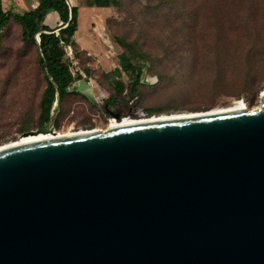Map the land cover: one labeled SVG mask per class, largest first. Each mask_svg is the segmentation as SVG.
<instances>
[{"label": "water", "instance_id": "water-1", "mask_svg": "<svg viewBox=\"0 0 264 264\" xmlns=\"http://www.w3.org/2000/svg\"><path fill=\"white\" fill-rule=\"evenodd\" d=\"M59 105L56 88L19 137L54 131ZM0 264H264V90L252 109L1 148Z\"/></svg>", "mask_w": 264, "mask_h": 264}, {"label": "rangeland", "instance_id": "rangeland-1", "mask_svg": "<svg viewBox=\"0 0 264 264\" xmlns=\"http://www.w3.org/2000/svg\"><path fill=\"white\" fill-rule=\"evenodd\" d=\"M80 1L91 3L83 18L87 30L75 37V47L65 46L69 69L80 79L60 101L55 131L106 129L114 117L105 118L101 109L111 95L119 99L114 109L121 117L205 111L236 99L247 109L259 106L264 0H119L110 7ZM20 32L12 20L2 31L0 145L39 126L45 72L37 47L24 43ZM114 36L134 41L144 53L136 93H129L130 75L118 65L123 49ZM116 81L123 83L121 92Z\"/></svg>", "mask_w": 264, "mask_h": 264}, {"label": "trees", "instance_id": "trees-1", "mask_svg": "<svg viewBox=\"0 0 264 264\" xmlns=\"http://www.w3.org/2000/svg\"><path fill=\"white\" fill-rule=\"evenodd\" d=\"M93 1L96 6L100 7L118 6L120 4L119 0ZM2 4L0 0V50L3 39L2 31L11 20L20 27L21 40L26 44L36 46L38 49L37 61L45 72V88L39 101L40 111L37 118V123L40 125L49 118L54 110L56 88L60 95V101H62L69 93V86L80 79L79 76L74 78L65 59V46H76L74 33L78 25L79 6L70 0H39L33 9L18 13L4 10ZM49 11L57 13L60 21L58 25L52 27L46 23V15ZM56 31L58 34L55 33ZM36 34L39 37L38 40ZM113 39L123 49L118 55V65L121 70L130 75L129 93H136V86L140 82L142 72L141 66L138 65V58H142L144 53L134 41L119 36H114ZM106 74L105 76L108 77L109 73ZM115 85V89L121 92L123 83L116 81ZM109 101L113 102L110 107H114L119 99L111 95L106 100L108 105ZM147 111L151 113L161 111V109L150 108Z\"/></svg>", "mask_w": 264, "mask_h": 264}, {"label": "bare ground", "instance_id": "bare-ground-1", "mask_svg": "<svg viewBox=\"0 0 264 264\" xmlns=\"http://www.w3.org/2000/svg\"><path fill=\"white\" fill-rule=\"evenodd\" d=\"M247 109L246 104L244 103L243 100L236 99L235 101H232L227 106L224 107H215L209 110L205 111H186V112H174V113H159L157 115H150L146 117H139V118H133L130 116H122L120 119L116 118H110L109 123L106 127L112 128V127H117V126H122V125H129L133 123H140V122H145V121H153V120H161V119H171V118H177V117H183V116H189V115H196V114H203V113H216V112H223V111H231V110H237V109ZM106 129H87V130H76V131H68V132H60V131H49L46 133H40L38 135H33V136H25V137H18L16 140H12L6 143H3L0 145V149L3 147H8L11 145H17L20 143H26L29 141H36L39 139H46V138H53V137H59V136H66V135H75V134H80V133H86L89 131H104Z\"/></svg>", "mask_w": 264, "mask_h": 264}, {"label": "crops", "instance_id": "crops-1", "mask_svg": "<svg viewBox=\"0 0 264 264\" xmlns=\"http://www.w3.org/2000/svg\"><path fill=\"white\" fill-rule=\"evenodd\" d=\"M1 1L3 3L2 7L4 10H9V11L18 12V13H22L23 11L33 9L39 3V0H1ZM72 3L77 4L79 6V12H78V17H77L78 25H77V30L74 33V36L75 37L78 36V38L81 39L80 37L82 36H79L81 35L79 33L87 30V21H84L83 18L89 13L87 12V10L89 11V5H91V3L87 4L86 6H82L83 4L79 5V3H81L80 0L72 1ZM82 8L84 10H82ZM45 21L49 26H52V27L58 25L60 22L58 15L55 11H49L48 14L46 15ZM81 42L83 43V41ZM84 46L87 47L86 44H84Z\"/></svg>", "mask_w": 264, "mask_h": 264}, {"label": "flooded vegetation", "instance_id": "flooded-vegetation-1", "mask_svg": "<svg viewBox=\"0 0 264 264\" xmlns=\"http://www.w3.org/2000/svg\"><path fill=\"white\" fill-rule=\"evenodd\" d=\"M116 113L119 114V116H116ZM101 114L107 118V116H111L114 117L116 119H120L121 118V114L119 112H117L114 107H110L107 103H105L101 109ZM58 120L56 119L55 123H54V128L57 126ZM41 125V124H40Z\"/></svg>", "mask_w": 264, "mask_h": 264}, {"label": "built area", "instance_id": "built-area-1", "mask_svg": "<svg viewBox=\"0 0 264 264\" xmlns=\"http://www.w3.org/2000/svg\"><path fill=\"white\" fill-rule=\"evenodd\" d=\"M55 33H56V34H58V31H56ZM36 37H37L36 39L38 40V38H39V37H38V35H37V34H36Z\"/></svg>", "mask_w": 264, "mask_h": 264}]
</instances>
